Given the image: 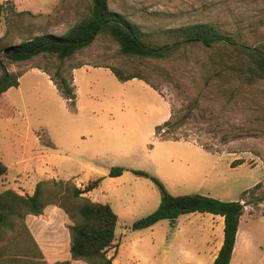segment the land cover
<instances>
[{
	"label": "rangeland",
	"instance_id": "obj_1",
	"mask_svg": "<svg viewBox=\"0 0 264 264\" xmlns=\"http://www.w3.org/2000/svg\"><path fill=\"white\" fill-rule=\"evenodd\" d=\"M91 3L0 0L5 9L0 49L20 38L63 35L88 14ZM108 6L138 25L153 46L172 43L167 30L211 24L242 44L264 48V0H108ZM204 61L205 50L198 46L168 60L126 57L105 34L63 61L39 55L10 63L0 53V63L21 76L19 87L0 97V157L8 169L0 176V193L32 195L38 183L46 184L45 199L54 203L25 219L46 262L70 244L74 222L61 204L82 203L73 199L72 186L82 189L102 179L82 197L109 204L118 217L108 258L116 264H213L223 242L220 216L192 213L173 226L164 220L133 230L161 200L158 186L132 173L137 170L157 178L173 196L233 202L250 189L230 264H264V201L256 202L264 196V80L247 85L227 74L217 79ZM110 68L149 84L120 82ZM57 72L73 75L74 110L50 80ZM194 100L183 125L161 131V137L157 127L172 113L183 115ZM172 136L179 140L164 139ZM236 160L243 164L231 167ZM112 167L125 172L109 177Z\"/></svg>",
	"mask_w": 264,
	"mask_h": 264
},
{
	"label": "trees",
	"instance_id": "obj_2",
	"mask_svg": "<svg viewBox=\"0 0 264 264\" xmlns=\"http://www.w3.org/2000/svg\"><path fill=\"white\" fill-rule=\"evenodd\" d=\"M4 11V7L0 5V20ZM166 33L173 38L172 43L153 46L149 43V36L138 25L124 15L110 10L108 0H92L88 14L63 35L44 34L20 38L17 44L8 42L3 44L0 53L10 63L27 61L39 55H52L63 61L90 46L100 34H105L118 45L120 53L126 57L168 60L193 46H198L205 50L203 66L214 78L222 79L224 74H227L230 79L247 85L264 80L263 47L242 44L211 24L187 25L167 30ZM3 41L0 40L2 43ZM74 69L75 67L72 68ZM110 70L120 82L140 79L149 84L142 76L124 74L117 68ZM20 78V75L9 72L6 66L0 63V97L11 88H18ZM50 80L74 110L76 93L73 75L66 77L63 73L57 72L56 78L51 77ZM196 105L197 101L194 100L181 116L172 113L162 126L157 127V133L161 134V131L166 133L165 129L172 133L178 129L190 117ZM164 139L179 140L173 136ZM241 164L242 160H236L231 167ZM7 170L0 157V176L5 175ZM124 172L123 167H112L109 177H119ZM132 173L151 179L161 192L158 208L152 214L136 221L133 230L148 229L164 220H168L173 226L180 216L192 213L220 216L224 221L223 242L213 264L231 263L240 220L244 207L248 204L246 196L250 189L243 192L239 201L233 202L199 194L173 196L157 178L142 171L132 170ZM101 180L91 181L82 189L72 186L73 199H82V203L72 206L65 201L61 204L74 222L70 227L71 260L90 264H114V258H108L107 253L116 239L118 217L109 204L82 197L95 190ZM55 184L65 188L71 186L63 182ZM44 185H46L44 182L38 183L32 195H22L12 189L0 193V264H49L44 260L42 251L25 223L28 215L39 216L49 202L54 203L46 201ZM258 187L259 184L252 189L256 190ZM62 197L58 199L66 200ZM262 201L264 196L256 199L258 203ZM53 264H71V261Z\"/></svg>",
	"mask_w": 264,
	"mask_h": 264
},
{
	"label": "crops",
	"instance_id": "obj_3",
	"mask_svg": "<svg viewBox=\"0 0 264 264\" xmlns=\"http://www.w3.org/2000/svg\"><path fill=\"white\" fill-rule=\"evenodd\" d=\"M32 217L37 218L36 216H32ZM219 221L221 222V224H223V218L222 217L219 218ZM56 257H58V258L55 259V260H50V259L47 258L48 259L47 262L49 264H53V263H56V262H62V261L71 260L70 244H68L66 253L65 252L59 253ZM72 264H82V263L80 261H75L74 260V261H72ZM114 264H116V263L114 262Z\"/></svg>",
	"mask_w": 264,
	"mask_h": 264
}]
</instances>
